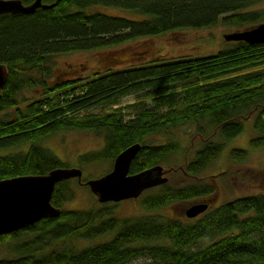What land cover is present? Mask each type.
Instances as JSON below:
<instances>
[{"label": "trees", "instance_id": "16d2710c", "mask_svg": "<svg viewBox=\"0 0 264 264\" xmlns=\"http://www.w3.org/2000/svg\"><path fill=\"white\" fill-rule=\"evenodd\" d=\"M21 1L29 6L35 0ZM42 1L52 7L0 16V64L9 70L0 100V181L69 168L43 145L65 130L103 137L102 149L80 157L86 166L103 162L113 166L119 154L140 144L132 175L168 164L180 149L173 130L193 124L199 136H208L180 169L198 178L226 143L244 132L246 111L256 113L258 136L251 140V148H264V44L228 42L229 48L213 55L107 68L80 80L60 82L54 73L62 55L189 29L256 26L263 23L264 11L252 8L263 0ZM99 7L126 10L142 19L104 14ZM25 90L37 91L40 97L20 105L18 97ZM137 93H145L152 106L137 109L133 116L123 111L134 106L113 108ZM92 107L110 110L81 113ZM161 135L168 138L165 143H151ZM248 155L234 149L231 160L244 163ZM72 180L55 187L51 202L61 209L58 217L0 237V243H13L17 254L0 264H131L139 258L152 264H264V194L231 200L185 224L151 216L118 218L113 215L115 203L96 210H67L65 204L75 197ZM87 181L79 184L86 186ZM215 191L202 183L174 188L168 181L139 198L152 192L141 204L158 211ZM100 238L103 241L94 243Z\"/></svg>", "mask_w": 264, "mask_h": 264}, {"label": "rangeland", "instance_id": "374dc122", "mask_svg": "<svg viewBox=\"0 0 264 264\" xmlns=\"http://www.w3.org/2000/svg\"><path fill=\"white\" fill-rule=\"evenodd\" d=\"M99 11L113 16H122L130 19H142L135 13L99 7ZM252 9L264 11V0ZM264 23V18L262 19ZM262 24V23H261ZM260 24H257L258 26ZM256 26H243L241 28L217 26L211 29H189L176 33H168L158 37H150L124 43L113 48L99 51L79 52L59 56L56 59L55 76L60 82L84 79L92 73L101 72L107 68L125 69L141 63L151 62L156 59H178L184 57H204L218 53L230 47L224 37L228 34L244 31ZM39 92L23 91L18 101L24 105L27 101L37 100ZM134 106L135 109H125L123 113L133 116L137 109L152 106V101L145 93L132 94L120 100L113 108H126ZM110 108L92 107L81 112L82 114L98 115ZM244 117V132L226 143L221 155L214 160L198 178L187 176L180 169L185 161H191L204 139L208 136H199L197 126L188 124L173 130V138L179 141V151L166 165H162L169 179V185L174 188L196 185L197 183L214 186L215 193L207 198L195 199L186 202L174 203L158 211H149L142 207V199L127 200L116 204L113 215L118 218H134L151 216L161 220H179L185 224L191 223L185 213L192 205L205 202L210 204L209 210L215 209L231 200L248 195L264 194V148L253 150L251 140L258 136L254 128L255 112L246 111ZM207 128V133H211ZM205 134V133H204ZM210 135V134H209ZM166 136H157L151 143H165ZM43 145L58 156L69 168H79L83 171V180L99 178L109 173L113 166L110 162L96 165H81L80 157L90 152L103 148L104 140L100 134L86 131H61L49 138ZM242 149L249 152L244 163L234 164L231 160V151ZM174 169V171L172 169ZM82 180V181H83ZM75 190V197L64 206L67 210L100 209L97 198L87 186L80 185L77 179L71 182ZM110 239V238H106ZM103 241L97 239L94 243ZM91 243V242H90ZM89 242H79L78 245H89ZM13 243H0V260L16 258L12 250ZM131 264H152L151 260L139 258Z\"/></svg>", "mask_w": 264, "mask_h": 264}, {"label": "water", "instance_id": "95a60500", "mask_svg": "<svg viewBox=\"0 0 264 264\" xmlns=\"http://www.w3.org/2000/svg\"><path fill=\"white\" fill-rule=\"evenodd\" d=\"M42 0H35L25 6L21 0H0V16L6 14L29 15L38 9H48ZM226 42H245L250 45L264 44V23L244 31L228 34ZM9 78L6 65L0 64V100ZM141 150L135 144L114 160L112 170L96 179L86 182V186L100 204H118L127 200H137L147 190L168 183L166 172L162 166H156L139 174H130L132 162ZM77 179L83 183V171L79 168H60L44 176H26L0 181V237L9 235L41 220L55 218L61 209L52 205V197L57 184ZM209 209L205 202L192 205L185 215L195 219Z\"/></svg>", "mask_w": 264, "mask_h": 264}]
</instances>
